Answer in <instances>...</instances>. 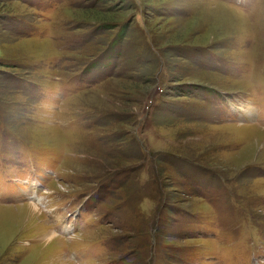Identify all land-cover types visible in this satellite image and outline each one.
Wrapping results in <instances>:
<instances>
[{"label": "rangeland", "instance_id": "rangeland-1", "mask_svg": "<svg viewBox=\"0 0 264 264\" xmlns=\"http://www.w3.org/2000/svg\"><path fill=\"white\" fill-rule=\"evenodd\" d=\"M66 259L264 264V0H0V264Z\"/></svg>", "mask_w": 264, "mask_h": 264}, {"label": "bare ground", "instance_id": "bare-ground-1", "mask_svg": "<svg viewBox=\"0 0 264 264\" xmlns=\"http://www.w3.org/2000/svg\"><path fill=\"white\" fill-rule=\"evenodd\" d=\"M254 105V104H253ZM255 106V105H254ZM256 108V107H255ZM249 114H253V113H249ZM248 114V115H249ZM255 115H256V113H255ZM255 115H253V117L255 116ZM248 117H252V116H248ZM261 130V129H260ZM263 133V132H262ZM35 195H36V193L33 195V196H31V197H35ZM38 201H40V200H38ZM27 205H30L29 207L30 208H28L29 209V211L31 212L30 213V216L31 217H35V216H37L38 215V213H39V210H38V208L36 207V206H34V205H32V204H27ZM36 218V217H35ZM65 228H68V226L67 225H65L64 226ZM47 237H50V238H46V240H47V243L49 244V243H52L54 240H56V239H60L58 236H56L53 232H50V235H48ZM67 260V259H66ZM68 261V260H67ZM67 264H72L70 261H68V262H66Z\"/></svg>", "mask_w": 264, "mask_h": 264}]
</instances>
